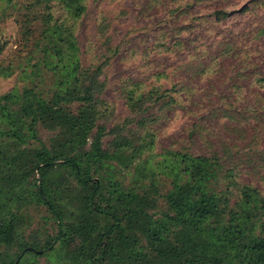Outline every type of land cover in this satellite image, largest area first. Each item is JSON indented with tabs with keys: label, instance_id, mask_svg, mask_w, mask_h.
Wrapping results in <instances>:
<instances>
[{
	"label": "trees",
	"instance_id": "obj_1",
	"mask_svg": "<svg viewBox=\"0 0 264 264\" xmlns=\"http://www.w3.org/2000/svg\"><path fill=\"white\" fill-rule=\"evenodd\" d=\"M87 8L0 0L18 34L0 39V264H264V192L236 166L157 152L146 118L101 123L108 61L83 63ZM122 91L134 112L168 94L129 78Z\"/></svg>",
	"mask_w": 264,
	"mask_h": 264
},
{
	"label": "rangeland",
	"instance_id": "obj_2",
	"mask_svg": "<svg viewBox=\"0 0 264 264\" xmlns=\"http://www.w3.org/2000/svg\"><path fill=\"white\" fill-rule=\"evenodd\" d=\"M263 28L264 0H88L77 39L85 66L108 61L100 96L112 113L101 123L139 132L146 118L157 152L218 154L264 192ZM17 36L0 10V39ZM128 78L168 94L134 112L122 91Z\"/></svg>",
	"mask_w": 264,
	"mask_h": 264
}]
</instances>
